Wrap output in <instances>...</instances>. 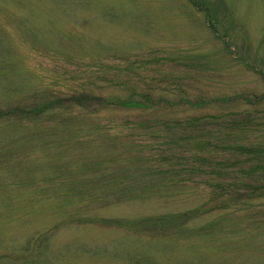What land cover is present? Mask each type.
<instances>
[{
  "label": "rangeland",
  "instance_id": "1",
  "mask_svg": "<svg viewBox=\"0 0 264 264\" xmlns=\"http://www.w3.org/2000/svg\"><path fill=\"white\" fill-rule=\"evenodd\" d=\"M0 264H264V0H0Z\"/></svg>",
  "mask_w": 264,
  "mask_h": 264
},
{
  "label": "trees",
  "instance_id": "2",
  "mask_svg": "<svg viewBox=\"0 0 264 264\" xmlns=\"http://www.w3.org/2000/svg\"><path fill=\"white\" fill-rule=\"evenodd\" d=\"M147 95H148V94H144V95H142V96L145 97V98L147 99ZM148 96H149V95H148ZM133 98H137V97H133ZM149 98H150L151 100H153L152 97L149 96ZM159 99H160V98H159ZM148 100H149V99L145 100V101H144L145 103L142 102L139 98H137V101H136V100H131V99H130V100L127 99V100H124V101H126L125 104L132 105L133 108H140V106H143L144 108H148V107L153 106V105H154V106H158V103H155V102H154V103H153V102H152V103H148ZM151 100H149V101L151 102ZM117 101H118V100H117ZM121 102H123V100H122ZM158 102L161 103V102H165V101H163V100L160 99V100H158ZM213 102H215V101L213 100ZM51 105H52V106H51ZM51 105H45V106L41 107L40 109H38V112H40L41 114H42V113L45 114L46 111H51V109H49L50 107H51V108H54V109H58V108L61 107L60 104L57 105L56 108L54 107V104H51ZM145 105H147V106H145ZM181 126H183V124H180L178 128H180ZM167 127H168V126H167ZM170 140H171V143H172L173 140H177V141H178V139H170ZM224 151H226V150H224ZM213 153H214V152L209 153V154L212 155ZM261 198H263V197H261ZM247 200L250 201V202H252L254 199H252V198H247Z\"/></svg>",
  "mask_w": 264,
  "mask_h": 264
}]
</instances>
